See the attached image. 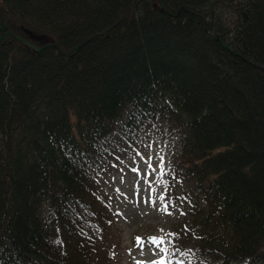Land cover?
<instances>
[{"label":"trees","instance_id":"1","mask_svg":"<svg viewBox=\"0 0 264 264\" xmlns=\"http://www.w3.org/2000/svg\"><path fill=\"white\" fill-rule=\"evenodd\" d=\"M138 1L0 0L61 50L0 41V264H114L101 181L153 138L190 264H264V0Z\"/></svg>","mask_w":264,"mask_h":264},{"label":"rangeland","instance_id":"2","mask_svg":"<svg viewBox=\"0 0 264 264\" xmlns=\"http://www.w3.org/2000/svg\"><path fill=\"white\" fill-rule=\"evenodd\" d=\"M167 143L153 138L139 151L118 157L101 181L114 208V264H190V252H180L169 231L180 212L168 206L164 211V187L172 161Z\"/></svg>","mask_w":264,"mask_h":264},{"label":"water","instance_id":"3","mask_svg":"<svg viewBox=\"0 0 264 264\" xmlns=\"http://www.w3.org/2000/svg\"><path fill=\"white\" fill-rule=\"evenodd\" d=\"M142 1H144V0H139V1L136 3V5H135L130 11H128L127 13H125V14L119 19V21L116 23V25H117L119 22H121V21L127 19V18L130 16V14H131L133 11H135V10L137 9L138 5H139ZM160 4H161L162 8H163L165 11L169 12V9H168V7H167V4H166V2H165L164 0H160ZM183 9H184V8L181 7V8L178 10V14H179L180 10H183ZM178 14L175 15V17H177ZM197 15H198V17L201 19V21H202L203 29L206 30V31H208L206 18H205L203 15H200V14H197ZM8 34H9V35H12V36L15 38V40L20 41V42H22L23 44H25L26 46H28V47H29L30 49H32L35 53H40V52H42L44 49H46V48H48V47H50V46H51V47L55 46V45H53V44H48V45H46L45 47H39V46L35 45L34 43H32L31 41L27 40L26 38H24V37H22V36H19V35L15 34L13 31L7 29V26H6L5 24H1V25H0V41L3 42V41L6 39V36H7ZM212 36H213L214 40L217 41L221 46H223L225 49H227V50H229V51L232 52V50L230 49V47L227 45V43H226L224 40H222V38H221L220 35H214V34H212ZM92 38H93V37H91L90 39H88L85 43H82V44L78 45V46L74 49V53H72V54H65V53H64V55H65L66 57H72V56H74V55L77 54V53L82 49V47H83L84 45H86V44H87ZM55 47H56V49H57L58 51H61V50L59 49L58 46H55ZM61 53H62V52H61ZM235 55H237V54H235ZM237 56L243 58V56H241V55H237ZM243 59H244V58H243ZM250 63H251V62H250ZM251 64H252L253 66H255V67L261 69L262 71H264V68H263V67L256 66V65L253 64V63H251Z\"/></svg>","mask_w":264,"mask_h":264},{"label":"snow or ice","instance_id":"4","mask_svg":"<svg viewBox=\"0 0 264 264\" xmlns=\"http://www.w3.org/2000/svg\"><path fill=\"white\" fill-rule=\"evenodd\" d=\"M160 159L163 160V157H161ZM117 191L119 192V189H117ZM164 211H167V205L164 206ZM169 214H171V213H169ZM181 214H183V213H181ZM170 235L175 236L176 234H175V233H170ZM137 242H138L141 246H143L144 241H143L142 238H139V237H138V238H137ZM152 243L157 244V243H158V242H157V239H156V238H153ZM159 243L162 244V243H164V241H163V240H160ZM162 264H163V262H162Z\"/></svg>","mask_w":264,"mask_h":264}]
</instances>
